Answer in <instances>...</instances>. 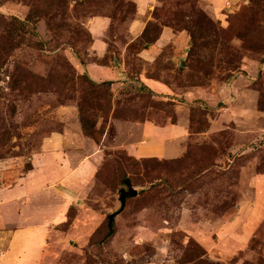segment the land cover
I'll return each mask as SVG.
<instances>
[{"label": "rangeland", "instance_id": "rangeland-1", "mask_svg": "<svg viewBox=\"0 0 264 264\" xmlns=\"http://www.w3.org/2000/svg\"><path fill=\"white\" fill-rule=\"evenodd\" d=\"M99 2L115 18L109 57L119 58L129 43L133 7ZM154 5L150 37L157 36L154 27L168 28L176 43L153 64L138 55L144 32L126 49L133 83L118 92L96 90L100 111L86 115L97 123L89 137L79 110L89 87L77 67L79 58L95 62L91 38L78 30L57 35L43 20L27 23L25 1L0 0V188L33 169L47 138L76 125L104 150L91 181L84 184L82 169L70 179L82 193L52 230L44 264H264V23L241 32L232 27L253 0ZM93 18L82 12L68 22L88 30ZM144 71L168 93L138 84ZM146 122L187 124L183 155L136 159L122 149L141 134L139 127L117 128ZM126 179L139 195L128 200L111 234L109 217L121 208Z\"/></svg>", "mask_w": 264, "mask_h": 264}, {"label": "crops", "instance_id": "crops-1", "mask_svg": "<svg viewBox=\"0 0 264 264\" xmlns=\"http://www.w3.org/2000/svg\"><path fill=\"white\" fill-rule=\"evenodd\" d=\"M126 1L136 4L137 14L129 25V43L125 49L119 50L122 55L119 58L109 57L112 42L108 34L114 25L112 19L95 17L88 24L93 39L91 51L99 61L109 60L107 64H83L78 59L80 62L77 67L78 74H86L98 84L112 83L115 92L128 81L133 83L123 55L145 32L148 24L155 20L152 13L156 0ZM177 37L172 30L163 28L158 42L138 54L140 59L153 64L161 56L164 47L176 43ZM146 73L144 71L136 78L138 84L159 94L168 93L164 85L145 77ZM77 127L76 131L67 130L47 138L41 153L33 159V169L18 182L12 185L5 183L0 188V264H44L52 230L64 222L65 214L73 205L70 199L82 193L78 183H72L70 179L76 178L82 169L85 176L79 177L86 184L100 168L104 150L84 137ZM130 127H139L141 134L138 143L121 146L131 157L174 159L183 155L182 141L189 135L187 124L180 122L178 125L159 127L149 122L136 125L123 123L119 128L116 125L119 131ZM131 132L127 134V139ZM57 187H63L64 190Z\"/></svg>", "mask_w": 264, "mask_h": 264}, {"label": "trees", "instance_id": "trees-1", "mask_svg": "<svg viewBox=\"0 0 264 264\" xmlns=\"http://www.w3.org/2000/svg\"><path fill=\"white\" fill-rule=\"evenodd\" d=\"M25 1L28 6L30 7V14L27 20V23H30L31 20L35 21H45L50 28V30L53 33H56L57 35L61 32H71L72 30H78V31H85L87 35L91 38V41L93 42L92 35L87 30L83 24H70L68 20L73 18L74 16L79 17V15L83 13H93L94 17H106L112 19V22L114 23L115 18L109 16L106 13V10L103 9L104 2H99V0H23ZM115 3H122L127 4V6H132V19L134 20L137 14V7L136 4L133 2H129L126 0H113ZM94 9V10H92ZM243 12L234 18V21L232 22V27L236 31H243L245 30V27H253L257 25V23H264L262 22L264 20V0H253V5L249 7H244ZM91 11V12H90ZM103 12L105 14H103ZM104 15V16H103ZM156 20V18H155ZM205 20L208 21V18L205 17ZM210 25H212V22L208 21ZM22 23V27L25 28V25ZM155 23L151 22L148 24L147 28L145 29L144 34L142 35V39L147 40L144 44V49H147L148 46L155 45L158 40L160 39L163 28L162 27H154L156 28L157 36L154 38L150 37V31L151 27H153ZM262 32L264 33V27L261 26L260 28ZM191 31V30H190ZM189 32V30H188ZM222 34H226L224 31ZM207 35V34H206ZM191 37L196 43L195 35L191 32ZM244 41L248 38V42H251L249 40V35L242 36L241 37ZM91 42V44H92ZM254 43V42H253ZM195 52V49L192 50V55ZM78 59V58H77ZM79 60L86 64L84 60ZM94 63L98 64H106L103 60L99 61L95 58ZM79 79H84L86 83L88 84V90L84 91V96L82 97V103L79 105L80 115H81V123L83 131L86 132V135L89 137H92L93 134L89 132V129L94 128L97 123L91 118L86 116L87 113L94 114V111H100V107L95 104V99H99L98 94L96 93L97 89H105V88H111L112 83H102L98 84L90 79L88 75H82L81 77H78ZM144 87V86H143ZM144 89H147V87H144ZM108 95L105 93V96ZM91 99V100H89ZM127 156V155H125ZM128 157V156H127ZM131 200V199H129ZM128 202V201H127Z\"/></svg>", "mask_w": 264, "mask_h": 264}, {"label": "water", "instance_id": "water-1", "mask_svg": "<svg viewBox=\"0 0 264 264\" xmlns=\"http://www.w3.org/2000/svg\"><path fill=\"white\" fill-rule=\"evenodd\" d=\"M123 185L125 188L120 191V198H119L121 208L118 212H116L115 214L109 217V229H110L111 234L113 233V230H114V222L116 218L119 215H121L126 209L127 201L129 199H134L138 197L139 195L138 190L133 187V184L130 179H126L123 182Z\"/></svg>", "mask_w": 264, "mask_h": 264}]
</instances>
